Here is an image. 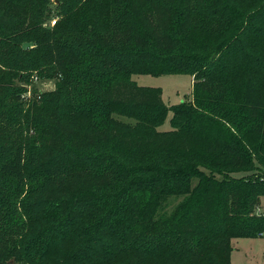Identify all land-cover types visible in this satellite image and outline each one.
Masks as SVG:
<instances>
[{
    "label": "trees",
    "instance_id": "16d2710c",
    "mask_svg": "<svg viewBox=\"0 0 264 264\" xmlns=\"http://www.w3.org/2000/svg\"><path fill=\"white\" fill-rule=\"evenodd\" d=\"M50 1L0 0V264H231L264 238V0ZM35 72L62 76L25 110ZM176 74L193 103L131 79Z\"/></svg>",
    "mask_w": 264,
    "mask_h": 264
},
{
    "label": "rangeland",
    "instance_id": "374dc122",
    "mask_svg": "<svg viewBox=\"0 0 264 264\" xmlns=\"http://www.w3.org/2000/svg\"><path fill=\"white\" fill-rule=\"evenodd\" d=\"M60 3V0H51L50 6L55 9V7ZM60 17L52 15L50 19L46 20L42 27L45 29H51L55 27L56 22ZM33 48V44H25L24 48ZM35 72L33 76L30 77V82L21 84L23 91L20 95V103L25 104V110H28L33 101H39L41 95L46 93L56 92L59 84V80L62 75L58 74L54 78H42ZM132 81L141 87H151L160 88L163 92V101L167 106H174L181 104L182 102L193 103V84L194 77L189 75H169V76H150V75H133L131 77ZM33 105V104H32ZM172 112H169L164 124L158 128L161 132H167L172 130L171 118ZM116 119L122 120L124 122H131L129 118L117 117ZM103 146H100L98 151H102ZM117 159L126 166L129 170V177H126L128 181L133 180L135 176V171L138 169L146 170L149 167L144 165V162L137 157L118 155ZM86 178V177H85ZM217 178H220L217 176ZM69 179V182H66ZM79 178L75 180L68 176H62L58 180L51 182V185L55 191H59L61 188L71 191L76 185H78ZM106 181H113L112 177L106 179ZM197 180L193 181V186L197 184ZM72 183V184H71ZM117 183L120 187L123 184L118 181L112 182ZM26 188H29L28 185ZM49 198L48 196L44 195ZM43 197V196H40ZM189 196H174L170 197L157 211V219H167L171 217L183 203L188 200ZM264 201V198H263ZM45 208V207H44ZM43 208V209H44ZM259 214L264 212V205L260 206L257 211ZM96 247V246H95ZM232 247L234 248V253L231 258V264H264V238H254V239H235L232 241ZM115 264H127V260H119ZM151 264V263H149Z\"/></svg>",
    "mask_w": 264,
    "mask_h": 264
},
{
    "label": "crops",
    "instance_id": "0c3cea01",
    "mask_svg": "<svg viewBox=\"0 0 264 264\" xmlns=\"http://www.w3.org/2000/svg\"><path fill=\"white\" fill-rule=\"evenodd\" d=\"M263 205H264V201H263ZM233 253H234V250H233ZM233 253H232V255H233Z\"/></svg>",
    "mask_w": 264,
    "mask_h": 264
}]
</instances>
